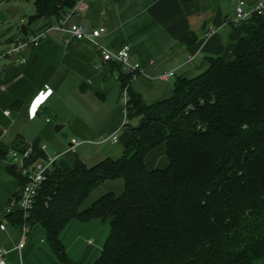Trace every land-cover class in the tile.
Segmentation results:
<instances>
[{"label":"trees","instance_id":"16d2710c","mask_svg":"<svg viewBox=\"0 0 264 264\" xmlns=\"http://www.w3.org/2000/svg\"><path fill=\"white\" fill-rule=\"evenodd\" d=\"M77 1L34 0L24 35L36 21L59 20ZM231 28L232 59L207 58L204 72L177 78L171 95L155 103L145 104L117 66L127 113L143 121L130 127L118 159L93 166L77 160L68 172L55 165L27 220L28 227L43 228L60 263L73 264L61 233L74 220L93 219L109 224L93 264H254L264 258V13ZM196 40L188 33L184 42ZM156 150L167 164L150 169L145 159ZM7 153L0 148V159ZM41 156L36 151L33 159ZM7 171L23 185L15 166ZM117 179L123 180L119 195L106 193L82 208L92 191ZM5 219L15 227L23 223L18 210Z\"/></svg>","mask_w":264,"mask_h":264},{"label":"crops","instance_id":"0c3cea01","mask_svg":"<svg viewBox=\"0 0 264 264\" xmlns=\"http://www.w3.org/2000/svg\"><path fill=\"white\" fill-rule=\"evenodd\" d=\"M238 1L87 0L86 10L73 22L86 32L103 28L105 33L98 43L111 52L128 49L133 62L142 70L131 81V88L145 104H152L171 95L177 78H193L204 72L207 58L227 60L233 55L234 46L227 42L233 32L231 23ZM241 1L252 6L259 0ZM54 23L55 20L51 21V25ZM46 24L47 21L40 20L35 30ZM188 33L197 35L196 42L190 46L184 42ZM7 49L0 52V59L10 58L0 70V86L4 87L0 91V148L17 145L21 149L40 150L43 156L34 161L55 158V165L65 172L72 170L77 160L93 166L105 158L121 156L130 127L140 125L143 119L124 114L117 66L103 62L90 43L58 32H51L37 47L24 48L15 57H4ZM95 65L99 68L95 69ZM170 73L173 76L169 79L160 78ZM57 124L66 133L53 155L55 151L47 153L43 143L53 141L51 131L53 126L55 131ZM103 132L107 134L106 140L100 139ZM115 133L116 142L107 140ZM72 141L79 143L74 152L69 150ZM145 163L150 169L164 168L167 159L162 150H156L146 157ZM7 167L4 159H0V203L3 204L0 220L5 225V231H0V244L8 252L7 264H62L41 242L45 238L44 230L34 236L37 225L29 227L21 250L17 249L20 239L7 243V238L17 234L18 228L10 223L7 226L5 206L21 187ZM109 183H115L114 188ZM121 185V179L104 182L99 186H104L103 191L93 200L103 192L119 195L115 187L121 190ZM60 238L67 246L66 230ZM254 264H264V258Z\"/></svg>","mask_w":264,"mask_h":264},{"label":"built area","instance_id":"2783aa9c","mask_svg":"<svg viewBox=\"0 0 264 264\" xmlns=\"http://www.w3.org/2000/svg\"><path fill=\"white\" fill-rule=\"evenodd\" d=\"M87 0H78L72 8L67 9L52 25H48L38 31H32L25 36L19 32L16 37L10 43V46L4 53V57H15L24 48H35L43 40L47 39L51 32H58L64 35H68L71 38L80 41H86L93 45V47L99 52L103 62L114 64L122 70L125 74L130 76V80L135 79L138 74L142 73L139 64L133 62L129 55L128 49L123 48L117 52H111L103 48L98 39L105 33L103 28L95 29L90 32H86L80 25L73 22L79 13L86 10ZM264 13V0H259L252 6L246 5L244 1H238L234 9L233 24H240L241 22L249 20L253 15H261ZM95 69L99 66L95 65ZM173 74H163L161 79L167 80L172 77ZM0 91H4V87L0 86ZM121 103L123 105L124 114H127L128 94L126 89L122 91ZM8 115V112H5ZM106 140V139H105ZM104 140V141H105ZM107 140L116 142L117 133L113 134ZM79 145L78 142L72 141L69 148L74 152L75 148ZM35 151L31 148L22 150H16L13 148L8 149L6 158L4 159L7 166H15L18 173L24 179L23 185L17 196L13 197L5 206V214H11L13 211L18 210L22 215L23 223L17 226L21 233V240L17 246L18 250L24 247V239L28 233L27 220L30 216V212L35 203V198L38 195L42 184L47 180L53 167L55 166V158H47L44 161L38 162L33 160ZM27 160V164H23V161ZM0 231H5V225L0 220ZM8 252L1 247L0 244V264H7Z\"/></svg>","mask_w":264,"mask_h":264},{"label":"rangeland","instance_id":"374dc122","mask_svg":"<svg viewBox=\"0 0 264 264\" xmlns=\"http://www.w3.org/2000/svg\"><path fill=\"white\" fill-rule=\"evenodd\" d=\"M34 15V0H5L2 4H0V52L5 50L10 46L7 44L9 39H14L17 34H19V30H21V26L27 23V19ZM39 21L32 23L29 26V30L34 31L35 26H37ZM37 31V30H35ZM228 31V30H227ZM224 32L225 33H227ZM24 35V34H23ZM230 35V34H229ZM25 36V35H24ZM227 44L234 46V53L233 55L227 59L230 60L234 57L235 49H236V42L235 40L232 42H227ZM222 58V57H221ZM10 58H1L0 59V70L2 69V65L4 62L9 61ZM121 100V99H120ZM121 102V101H120ZM122 105V103H121ZM123 107V105H122ZM125 108L123 107V110ZM128 115L125 117L127 119ZM131 124V122H129ZM56 126H60L57 124ZM54 127L51 131V136L53 141L44 142L43 145L47 148V153L50 150L55 151L53 155L56 153V149L61 147L62 140L64 138V134L66 133L65 130H60L59 132L54 131ZM107 134L103 132L100 139H106ZM68 145H66V148ZM161 161V160H160ZM159 161V162H160ZM41 162V161H38ZM157 168H163L161 166ZM122 185L121 190L115 187V193L120 194L123 190V181L121 179ZM110 186L114 188L115 183H109ZM105 186V185H104ZM104 186L95 189L85 200L84 205L82 208L88 207L94 200L93 197L99 195L97 193L102 192ZM106 194L107 192H103ZM102 194V195H104ZM100 196H97V198ZM3 204L0 203V208L3 207ZM0 211H2L0 209ZM7 226H10L9 223H6ZM66 238L67 246L66 253L68 258L71 260L73 264H93L94 261L99 257L104 242L109 234V224L102 223L100 220H91L87 223H82L79 221H72L66 229ZM43 232L41 226L37 225V228L34 230V236L37 233ZM78 237L79 240H74ZM10 238V240H9ZM7 238V243L12 244L14 240H21V233L17 230V234H12ZM27 239H25L26 241ZM41 242L48 247L45 238L41 240ZM49 248V247H48Z\"/></svg>","mask_w":264,"mask_h":264},{"label":"water","instance_id":"95a60500","mask_svg":"<svg viewBox=\"0 0 264 264\" xmlns=\"http://www.w3.org/2000/svg\"><path fill=\"white\" fill-rule=\"evenodd\" d=\"M25 32H26L25 25H22L21 26V33L24 34ZM235 38H236V36H235L234 32H231L230 35H229V40L230 41H234ZM116 78H117V75H116ZM60 129H61V127L58 126V127L55 128V131L58 132Z\"/></svg>","mask_w":264,"mask_h":264},{"label":"snow or ice","instance_id":"6c2138e0","mask_svg":"<svg viewBox=\"0 0 264 264\" xmlns=\"http://www.w3.org/2000/svg\"><path fill=\"white\" fill-rule=\"evenodd\" d=\"M43 97H40V98H38V99H42Z\"/></svg>","mask_w":264,"mask_h":264}]
</instances>
